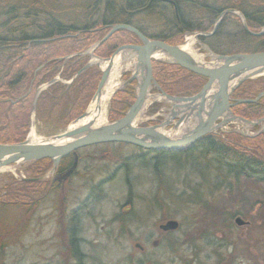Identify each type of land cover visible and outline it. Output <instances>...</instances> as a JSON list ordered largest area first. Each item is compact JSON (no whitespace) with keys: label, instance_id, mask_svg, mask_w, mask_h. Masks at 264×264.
<instances>
[{"label":"rangeland","instance_id":"obj_1","mask_svg":"<svg viewBox=\"0 0 264 264\" xmlns=\"http://www.w3.org/2000/svg\"><path fill=\"white\" fill-rule=\"evenodd\" d=\"M186 15H188L187 21L191 22L192 17L189 14ZM239 20L240 23L245 22L243 16ZM135 22L141 23L150 35H156L157 31H164V28L160 25L162 24L161 21H157L160 24L158 26L156 24L154 29L150 21L135 20ZM109 29L110 26H108L106 33ZM207 33L198 30L186 31L180 36L181 40L178 44L170 45H183L187 40H190L193 55L201 56V61L207 63L212 61L211 55L219 54L200 39V36H206ZM93 45L85 50L86 54L87 51L94 52V48L91 50ZM218 49L222 50L221 47ZM242 49L243 52L261 51L255 47ZM60 55L59 60H63L76 55V53L63 51ZM109 56L103 59L100 58L102 60L97 59L105 61ZM95 58L91 56L90 60L94 62ZM155 60L170 63L165 61L167 59L163 57ZM134 62V56H130L128 62L120 65L121 75L119 73L118 77L120 84L130 77L134 70ZM123 73L127 77H124ZM62 80L70 83L72 78ZM130 83L124 86L131 85L132 83ZM124 86H121V88ZM121 88L115 89L110 96L103 123L110 122L107 118L110 100L115 92ZM132 88L135 94L136 81L132 84ZM152 88L149 93L154 94V98H149L147 102L155 99L154 102L159 105L151 110L149 108H151L153 102L150 103L137 116L134 121L135 125L145 126L148 121H155L156 124L168 116L170 102L161 97L158 92H153ZM93 94L84 111L88 108ZM76 118L63 128L58 126L60 125L59 121L36 123L35 107L32 109L31 105L28 127L16 126L17 129L12 128L11 138H14L13 133L15 131L19 134L16 133L15 142L6 143L25 140L28 138L31 129L37 141L53 137L62 133ZM175 119L176 117L172 121L173 123ZM257 119L247 120L255 121ZM263 124L264 121L250 125L234 120L222 126L223 128L217 132L229 141H240L244 148L252 149L248 145L250 140L246 138L263 132ZM171 126L172 123L164 127L163 130L169 137H176L186 129L191 128L192 123H182L177 129H172ZM21 138L22 140L17 141ZM94 150L98 153L108 152L113 155L112 157L117 156L119 158L118 162L129 153H142V150L129 144L120 143L96 147ZM198 152L195 151L188 158L169 156L167 162H164V159L161 162L154 161L148 155L136 161H128L131 165L127 170H118L115 177L101 187L100 197L95 201H86L82 223L85 238L84 248L88 249L90 254L93 253L92 257L96 258L98 264H214L216 254L226 257L228 264H264V182L233 177H215V172H212V169L207 168L206 170L205 167H202L205 164L203 162L204 157L200 158L199 155L201 154ZM159 163L163 164H161L158 174ZM34 168L29 162L13 163L0 168V196L5 193V188L8 185L17 184V193L20 197L25 195L27 201H30L34 185H28L27 182L37 176L32 174ZM49 169L47 168L39 174L47 176ZM199 169L205 170V172L210 171V176L207 177L206 181L201 177ZM70 182L76 184L78 181L72 179ZM42 189H45V187L43 186ZM78 194L82 198V193H76V195ZM60 197V193H56V202ZM73 197L74 194L71 199ZM44 201L47 202V199ZM43 206H46V204ZM127 206L131 207L130 211L123 214L122 210L123 208L126 209ZM22 207H25V209ZM29 207V204L23 205V203L18 206L0 203V222L6 223L10 229V232L5 233V236L1 233L4 231L0 230V264H47L49 258L46 259V257L51 255V250L53 249V252L56 253L59 250L58 247L62 242V231L59 230L60 237L55 239L54 245H48L47 240L49 239L51 226L45 225L44 222L39 225L38 230L34 226V230ZM46 212L45 208H41L39 216H45ZM235 217H240L246 223L242 226L237 225L234 222ZM163 218L175 220L181 224V227L178 230H173L170 236L167 235L162 238L156 233L159 232L157 224ZM20 232V239L16 240L15 237ZM197 234L201 236L198 237ZM154 240L158 241L155 246L152 245ZM221 241L223 246L218 247ZM137 243L143 246V250L136 246Z\"/></svg>","mask_w":264,"mask_h":264},{"label":"trees","instance_id":"obj_2","mask_svg":"<svg viewBox=\"0 0 264 264\" xmlns=\"http://www.w3.org/2000/svg\"><path fill=\"white\" fill-rule=\"evenodd\" d=\"M174 1L179 5L178 21L166 6L156 2L147 6L146 0H117V4H114L113 0H0V143L15 142V135L19 133L15 131L14 138H11L12 128L28 127L37 86L51 80L61 65L63 67L60 78L71 79L88 60V55L85 54L72 55L63 61L58 58L62 55L60 53H78L88 49L104 36L111 24H129L150 39L178 44L180 36L186 31H210L219 12L225 8L244 10L239 5L240 0ZM127 4L128 10L131 11L128 15L122 12V7L126 8ZM251 9L254 10L249 12ZM186 12L192 17L191 22L187 21ZM245 14L247 26L253 31H258L264 26V0L258 1L255 8L246 7ZM135 20L150 21L153 29L156 24H160L157 21H161L160 25L164 31L159 30L156 35H150L144 26ZM200 39L219 54L243 52L242 48L245 47L264 50V33L260 36L249 35L234 14L223 16L216 31L210 36H200ZM129 43L140 42L134 33L120 29L97 45L93 53L99 58H106L119 45ZM219 47L222 50H219ZM37 68L39 69L36 70ZM151 69L153 78L161 90L171 95L195 94L206 81L201 75L160 60L151 59ZM100 76V69L92 65L73 77L68 84L56 81L41 90L35 103L36 123L59 121L58 126L65 127L84 111ZM123 76L127 77L125 73ZM132 84L117 90L110 100L107 111L110 121L120 118L134 101ZM152 90L156 91L155 88ZM261 91H264L263 75L242 81L231 93L233 114L246 119L264 117V95L256 102L237 101L253 98ZM158 105L153 103L149 109L153 110ZM153 122L155 121H148L147 125ZM246 139L250 140L248 145L252 149L244 148L240 141H229L218 132L209 133L200 137L185 151H165L164 158H160L158 162L162 159L167 162L169 156L188 158L195 151H199V157H204L205 162L203 165L199 164L206 170L212 169L215 177L264 182V131ZM20 140L22 138L17 141ZM50 161L44 158L29 162L35 167L32 174L38 175L45 171L50 167ZM199 171L206 181L210 171ZM38 183L27 182L28 185ZM17 187V184L8 185L5 193L0 196V203L26 205L29 201L25 195L20 197ZM0 226H5L4 229L1 228L5 233L10 232L6 223L0 222Z\"/></svg>","mask_w":264,"mask_h":264},{"label":"water","instance_id":"obj_3","mask_svg":"<svg viewBox=\"0 0 264 264\" xmlns=\"http://www.w3.org/2000/svg\"><path fill=\"white\" fill-rule=\"evenodd\" d=\"M170 2L172 1L170 0ZM226 11L233 10L229 9ZM226 11L221 12L210 33L215 31L221 16ZM174 13L178 20L175 5ZM243 27L252 35H261L264 32V29L258 32H251L244 22ZM120 29L134 33L141 41L140 44H124L119 46L106 59L111 61L112 57L122 50L129 51L130 56H134L135 58L133 72L117 88L119 89L121 86L129 84L132 80L136 81L135 99L125 113L120 118L102 123L96 127L93 126V123L73 126L78 120L87 116L88 112L86 109L62 133L53 137L35 142L26 138L16 143H0V168L13 163L33 162L48 158L52 162V169H55L62 157L74 152L76 149L106 142L129 143L152 150H183L200 137L213 132L218 127L224 126L231 121L239 120L250 125L259 124L264 121V117L255 121H249L234 115L231 112L230 102L231 93L242 81L264 76V50L216 54L213 55L214 59L212 58V61L200 63L196 62L189 53L184 51L181 45H170L160 40L149 39L134 26L123 23L110 25L108 32L92 46L91 50ZM84 52L86 53V51ZM87 54L89 57L93 55L92 52L88 51ZM161 57L166 58L167 60L165 61L205 77V83L197 93L189 96L171 95L162 91L154 80L151 69V59H159ZM91 64L92 62L88 61L75 75L81 73ZM96 64L99 65L97 62ZM110 67L108 65L102 68V74L92 99L100 93L107 80ZM42 87L40 86L36 90L32 109L35 107L37 94ZM152 87H155L159 95L170 102L168 116L156 124L146 126L135 125L134 121L143 109L156 101L153 99L147 102L149 98H154V94L149 93ZM262 95H264V92L259 93L252 99H240L238 102H255ZM175 117L176 119L173 123L172 121ZM171 123L172 129H177L182 123H192V127L186 129L179 136L169 137L165 134L163 128L169 126ZM74 167L75 164L66 172L64 177L68 176ZM234 222L237 225L246 223L240 217H235ZM176 226L177 221L169 220L164 227L165 229L173 230Z\"/></svg>","mask_w":264,"mask_h":264},{"label":"flooded vegetation","instance_id":"obj_4","mask_svg":"<svg viewBox=\"0 0 264 264\" xmlns=\"http://www.w3.org/2000/svg\"><path fill=\"white\" fill-rule=\"evenodd\" d=\"M125 1L127 2L128 0H125ZM146 1H147V6L151 2H156L160 5L166 6L168 9H170V11L174 14V16H175V13H174V5H175L176 13L178 15L179 5L174 0H171L172 2H170V0H146ZM203 1H206V0H203ZM258 1L260 0H240L239 5L244 10H238L232 7L225 8L221 12L229 10V9L233 11H226L221 16V19L226 14H234L238 16L239 18H241V16L245 17L246 7L255 8V6L257 7ZM113 2L114 4H117V0H113ZM129 5L131 6L132 2H130ZM129 5L127 4L126 8L122 7V12H126L125 14L127 15L131 14V11L128 10ZM252 10L254 9L249 10V12ZM221 12H219L217 17L220 16ZM186 13L189 14L188 12ZM244 21H245V18H244ZM244 23L247 26L246 21ZM241 25H242L243 30L246 33H248L244 29L242 22H241ZM247 28L251 30L248 26ZM215 31H213L212 33L208 32L206 36L212 35ZM248 34L251 36H260V35H252L250 33ZM139 42L141 43L140 40ZM140 43H137V44H140ZM92 56L99 58L94 53ZM88 58L91 59L89 55H88ZM89 59L88 61H91ZM92 65L97 66L100 69L101 74H102V69L100 68L99 65L96 64V62H92L90 66ZM62 67L63 66L61 65L58 73L56 74V77L54 76L51 80L45 82V84L44 83H42V85L40 84L39 86H37V88H39L40 86H43L41 88V90H43L47 86H49L50 84L56 81H60V82L68 84V82H64L62 78H60L59 76L60 72L62 71ZM40 68H42V66H40ZM38 69L39 68H37L36 70ZM75 74L72 76V78L76 76ZM132 82H135V80H132ZM37 88L35 89L34 96H35ZM155 92H158L157 89ZM38 94H37V97H38ZM37 97H36V100H37ZM134 99H135V94H134ZM152 124H155V122H153ZM221 128L223 127L222 126L218 127L216 130H214L211 133H217V131ZM196 141L187 148H190L193 144L196 143ZM112 143L129 144V143H123V142H106V143H99V144H93V145L81 147L79 149H76L74 152H71L65 155L64 157H62L59 163L57 164V166L55 167V169H52L53 165H52V162L50 161V167H49L50 169L47 172L48 173L47 176L43 174H39L31 179V182H39L38 184L34 185V188L31 194V200L27 203L30 205L29 208L31 209L30 218L33 224V229L35 226L36 230H38L39 225L43 224L44 222H45V225L51 226L49 239L47 240L48 245L49 244L54 245L55 239L60 237V232L62 231V234H61L62 242H61V245L58 247L59 250L57 251V253L55 251L53 252V249L51 250L52 251L51 255L46 257V259L49 258V260L46 262L47 264H98L96 258L92 257L93 253L90 254L89 250L84 248L85 238L83 236L82 223L84 220L83 213L85 211L86 201H95L98 197H100V192L102 190L101 187H103L105 183H108L109 181H111L115 177L118 170H121V169L127 170L131 165L129 163L130 161H136L141 157L142 158L147 157V155L149 157H152V160L157 161L160 158H164L163 153L165 151L179 152L178 150L173 151V150L144 149L142 147L129 144L135 147L136 149L142 150V153H138V152L131 153V154L129 153L125 155L120 160V162H118L119 158L117 156L112 157L113 155L109 154L108 152L98 153L96 152V150H94L96 147H101V146L109 145ZM159 151H161L162 153L160 154L157 153ZM73 164H75V167L72 169V172L68 176L64 177L66 172L73 166ZM161 164L159 163L158 165V172H157L158 174L161 169ZM72 179L73 180L76 179V181L78 182L76 184L75 183L71 184L70 181ZM43 186L45 187V189H42ZM56 193H60L61 195L60 199L57 202L55 200ZM76 193H82L83 195L82 198L80 197L79 194L76 195ZM73 194H74V197L71 199V196ZM45 199H47V202L44 201ZM45 204L46 206H43ZM22 208L25 209V207H22ZM41 208H45L47 211L45 216L43 217L39 216ZM130 208H131L130 206H127L126 209L123 208L122 210L123 214H127L130 211ZM169 220H170L169 218H163L159 221V223L157 224V228L159 232L156 233L158 236L165 238L167 235L170 236L173 230H178L179 227H181V224L177 222V226L175 227V229L173 230L165 229L164 226L166 222ZM239 226H242V225H239ZM1 228L4 229L5 227L2 226ZM1 228L0 230L3 231ZM1 233L5 236V232H1ZM20 234L21 232L17 233L15 237L16 240L20 239ZM197 236L199 237L201 235L197 234ZM157 243H158L157 240L152 241L153 246H155ZM136 246L140 250H143V246L139 245L138 243L136 244ZM222 246H223V243L221 241V244L219 243L218 247H222ZM215 258H216V261L214 264H228L226 257H224L223 255L219 256L218 254H216Z\"/></svg>","mask_w":264,"mask_h":264},{"label":"bare ground","instance_id":"obj_5","mask_svg":"<svg viewBox=\"0 0 264 264\" xmlns=\"http://www.w3.org/2000/svg\"><path fill=\"white\" fill-rule=\"evenodd\" d=\"M217 19L218 17H216L215 21ZM260 29H264V26H262ZM211 30H213V26ZM252 32H257V31H252ZM190 44L191 41L187 40L183 45H181V48L187 53H189L196 62L201 63L202 62L201 56L193 55V53L191 52ZM84 51H80L76 53V55L79 56L85 55L86 53ZM211 56L214 59L213 55ZM129 57L130 54L129 51L127 50L119 51L117 54H115L112 57L111 61L109 60L100 61L99 59L94 57L95 60L93 61L97 62L101 68H105L106 66L110 65L111 69L100 93L90 101L87 108V112H88L87 116L78 120V122H76L73 126L85 124V123H93V126L96 127L103 123V121L105 120V113H106L108 100L112 95V93L115 91V89H117L120 86V83L118 81V77L120 73V65L124 64L125 62H128ZM28 139L32 142L37 141L32 129L29 132Z\"/></svg>","mask_w":264,"mask_h":264}]
</instances>
